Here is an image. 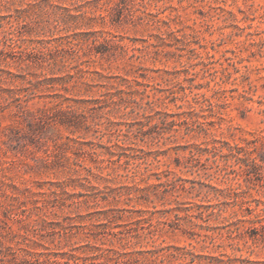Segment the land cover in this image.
Masks as SVG:
<instances>
[{
  "label": "rangeland",
  "instance_id": "374dc122",
  "mask_svg": "<svg viewBox=\"0 0 264 264\" xmlns=\"http://www.w3.org/2000/svg\"><path fill=\"white\" fill-rule=\"evenodd\" d=\"M264 0H0V264L264 262Z\"/></svg>",
  "mask_w": 264,
  "mask_h": 264
},
{
  "label": "trees",
  "instance_id": "16d2710c",
  "mask_svg": "<svg viewBox=\"0 0 264 264\" xmlns=\"http://www.w3.org/2000/svg\"><path fill=\"white\" fill-rule=\"evenodd\" d=\"M261 229L264 231V225H262ZM263 237H264V234H263ZM216 259L218 261V264H228L231 262L230 259H229V262L221 258H216ZM242 264H264V262L259 263V262L253 261L250 258L246 257L242 260Z\"/></svg>",
  "mask_w": 264,
  "mask_h": 264
}]
</instances>
